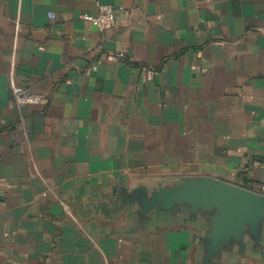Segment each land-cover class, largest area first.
Masks as SVG:
<instances>
[{"label": "crops", "instance_id": "1", "mask_svg": "<svg viewBox=\"0 0 264 264\" xmlns=\"http://www.w3.org/2000/svg\"><path fill=\"white\" fill-rule=\"evenodd\" d=\"M186 177L264 194V0H0V264H204L207 215L125 199Z\"/></svg>", "mask_w": 264, "mask_h": 264}, {"label": "water", "instance_id": "2", "mask_svg": "<svg viewBox=\"0 0 264 264\" xmlns=\"http://www.w3.org/2000/svg\"><path fill=\"white\" fill-rule=\"evenodd\" d=\"M125 199L140 204L143 220L156 207L176 214L188 206L194 217L207 215L212 230L204 264L230 247L233 239L239 242L243 252L246 248L243 237L247 232L259 241L264 222L263 193L214 177H186L178 184L161 186L151 192L139 187Z\"/></svg>", "mask_w": 264, "mask_h": 264}, {"label": "built area", "instance_id": "3", "mask_svg": "<svg viewBox=\"0 0 264 264\" xmlns=\"http://www.w3.org/2000/svg\"><path fill=\"white\" fill-rule=\"evenodd\" d=\"M83 17L100 30L113 27L117 23L116 8L110 4H101L97 14L85 13ZM14 89L16 101L20 104L27 102H40L44 100L40 96L29 94L28 90L22 86H17Z\"/></svg>", "mask_w": 264, "mask_h": 264}]
</instances>
